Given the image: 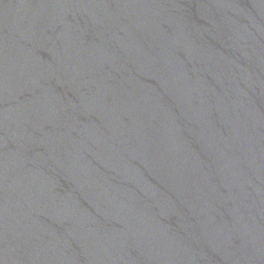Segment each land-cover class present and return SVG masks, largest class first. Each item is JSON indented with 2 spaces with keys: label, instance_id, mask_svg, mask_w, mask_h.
Returning a JSON list of instances; mask_svg holds the SVG:
<instances>
[{
  "label": "water",
  "instance_id": "obj_1",
  "mask_svg": "<svg viewBox=\"0 0 264 264\" xmlns=\"http://www.w3.org/2000/svg\"><path fill=\"white\" fill-rule=\"evenodd\" d=\"M0 264H264V0H0Z\"/></svg>",
  "mask_w": 264,
  "mask_h": 264
}]
</instances>
